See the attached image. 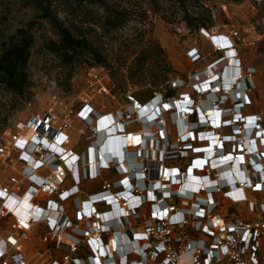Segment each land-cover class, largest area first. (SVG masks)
Returning a JSON list of instances; mask_svg holds the SVG:
<instances>
[{
  "label": "built area",
  "instance_id": "2783aa9c",
  "mask_svg": "<svg viewBox=\"0 0 264 264\" xmlns=\"http://www.w3.org/2000/svg\"><path fill=\"white\" fill-rule=\"evenodd\" d=\"M214 40L222 54L246 43L234 29ZM224 59L171 82L197 101L119 105L99 84V109L18 123L0 141V264H264V128L239 112L252 73L238 63L221 80Z\"/></svg>",
  "mask_w": 264,
  "mask_h": 264
},
{
  "label": "rangeland",
  "instance_id": "374dc122",
  "mask_svg": "<svg viewBox=\"0 0 264 264\" xmlns=\"http://www.w3.org/2000/svg\"><path fill=\"white\" fill-rule=\"evenodd\" d=\"M199 1L204 2L212 14L213 23L204 29L206 34L200 30L189 32L180 22L183 8L194 10L198 6L196 0H186L183 7L169 0H157L155 7L148 0L127 1L123 7L129 15L122 28L117 31H103L95 27L90 33L94 46L106 58V66L82 64L72 71L48 52L46 43L48 40H56V36L47 22L38 21L33 31L34 45L28 62V88L22 96H18L0 86V141L13 133L18 123H26L32 116H41L49 110L59 114L72 111L74 113L83 99H91V105L99 109L106 102V96L99 93V84L110 95L119 96L130 91L135 95L142 93L146 96L143 99L148 98L142 103L148 101L154 95L151 90L157 88L151 84L150 76H161L162 64L159 57H153L145 65L152 70V74L140 77L138 74L132 75L131 70L136 68V59L149 46L150 38L158 42L171 64L169 88H172L171 82L174 80L187 79L189 75L201 72L222 56L225 58L222 66L212 69V72L221 70V80V75L227 68L231 78L232 68L238 63L242 74L247 76L251 72V77L247 76L244 80L249 105L240 107L239 112L243 116H258L264 128V0ZM96 11L101 14L100 10ZM0 14L6 18L0 25V31L8 36L32 19L34 11L21 8L16 0H4V5H0ZM177 28L184 30L183 36L178 35ZM230 29L236 30L246 39L245 45L236 43L228 53L216 52L214 37L228 36ZM148 30L151 31L148 33ZM190 51L198 55L197 62L190 61ZM244 81L240 80L237 87L239 91H245ZM175 91L177 99L180 97L178 94L187 93L197 101L190 88ZM210 98L211 96L202 97L199 106H203V109L209 108ZM231 99L233 102L235 98L231 96ZM214 101L215 99L212 103ZM226 107L232 106L228 104ZM84 145L81 142L77 150H82ZM237 210L247 213L245 205H239Z\"/></svg>",
  "mask_w": 264,
  "mask_h": 264
},
{
  "label": "trees",
  "instance_id": "16d2710c",
  "mask_svg": "<svg viewBox=\"0 0 264 264\" xmlns=\"http://www.w3.org/2000/svg\"><path fill=\"white\" fill-rule=\"evenodd\" d=\"M23 9H31L34 16L12 34L4 36L0 31V86L10 93L22 96L29 86L28 62L31 49L34 45V29L38 21L47 22L56 40H48L46 49L56 57L61 64L71 71L77 65L106 66V58L94 46L90 33L94 28L103 31H117L125 25L129 13L123 7L129 0H16ZM152 6L157 5V0H148ZM183 7L186 0H169ZM194 10H182L180 22L189 31H199L212 25V14L204 2L196 0ZM4 5V0H0ZM100 10L101 14L98 13ZM197 9V10H196ZM199 10L201 12H199ZM94 14V16H92ZM206 14V16H205ZM1 15V14H0ZM0 16V25L5 20ZM151 30H148V33ZM151 42L136 59V68L131 70L132 75L140 77L153 73L147 69L146 63L153 57H159L162 64L160 77L152 74V85L157 86L151 93L162 94L165 98L176 96L175 89L169 88V75L172 73L170 62L166 58L161 46L150 38ZM130 92V91H129ZM128 91L119 96L112 94L120 101ZM133 94V93H132ZM140 102L146 96L133 94Z\"/></svg>",
  "mask_w": 264,
  "mask_h": 264
},
{
  "label": "crops",
  "instance_id": "0c3cea01",
  "mask_svg": "<svg viewBox=\"0 0 264 264\" xmlns=\"http://www.w3.org/2000/svg\"><path fill=\"white\" fill-rule=\"evenodd\" d=\"M118 104H119V105H126V102H125V101H121L120 103L118 102ZM106 175H107L108 178H113V177H114V174H113V173H107ZM98 186H99V183H98V182H95V183H93V184H90L89 187H90L92 190H96V189L98 188Z\"/></svg>",
  "mask_w": 264,
  "mask_h": 264
},
{
  "label": "bare ground",
  "instance_id": "6f19581e",
  "mask_svg": "<svg viewBox=\"0 0 264 264\" xmlns=\"http://www.w3.org/2000/svg\"><path fill=\"white\" fill-rule=\"evenodd\" d=\"M232 69H233V68H232ZM234 76H235V75H234V72H233V76H232L231 78L229 77V69H228V70L225 71V74L223 75V78H228V79L231 80V79L234 78ZM106 148H107V147H106Z\"/></svg>",
  "mask_w": 264,
  "mask_h": 264
}]
</instances>
